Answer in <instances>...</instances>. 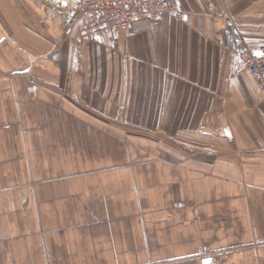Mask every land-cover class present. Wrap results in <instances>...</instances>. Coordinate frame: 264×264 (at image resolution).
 I'll return each instance as SVG.
<instances>
[{"label":"crops","instance_id":"0c3cea01","mask_svg":"<svg viewBox=\"0 0 264 264\" xmlns=\"http://www.w3.org/2000/svg\"><path fill=\"white\" fill-rule=\"evenodd\" d=\"M112 45L67 0H0V264H264V98L224 17L179 0Z\"/></svg>","mask_w":264,"mask_h":264},{"label":"built area","instance_id":"2783aa9c","mask_svg":"<svg viewBox=\"0 0 264 264\" xmlns=\"http://www.w3.org/2000/svg\"><path fill=\"white\" fill-rule=\"evenodd\" d=\"M66 6L78 16L79 38L95 42L107 39L112 45L139 21L146 20L157 26L168 14L180 20L187 19V12L179 0H67ZM224 21L233 36V49L243 70L257 81L264 98V55L257 54H264V45L251 46L230 14Z\"/></svg>","mask_w":264,"mask_h":264},{"label":"snow or ice","instance_id":"6c2138e0","mask_svg":"<svg viewBox=\"0 0 264 264\" xmlns=\"http://www.w3.org/2000/svg\"><path fill=\"white\" fill-rule=\"evenodd\" d=\"M258 55H264V54H262V53H257ZM206 264H207V262H206Z\"/></svg>","mask_w":264,"mask_h":264},{"label":"rangeland","instance_id":"374dc122","mask_svg":"<svg viewBox=\"0 0 264 264\" xmlns=\"http://www.w3.org/2000/svg\"><path fill=\"white\" fill-rule=\"evenodd\" d=\"M49 1H53V2H54V1H56V0H49Z\"/></svg>","mask_w":264,"mask_h":264}]
</instances>
